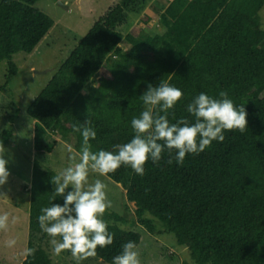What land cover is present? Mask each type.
I'll list each match as a JSON object with an SVG mask.
<instances>
[{"label":"trees","instance_id":"1","mask_svg":"<svg viewBox=\"0 0 264 264\" xmlns=\"http://www.w3.org/2000/svg\"><path fill=\"white\" fill-rule=\"evenodd\" d=\"M37 1L0 0V62L8 61L1 89L19 71L14 55L34 51L55 24L34 6ZM147 2L110 0L107 11L29 102L34 148L47 154L60 136H71L79 151L82 136L73 125L82 126L87 119L97 133L90 140L93 151L129 142L134 135L130 121L144 110L140 96L148 83L165 80L182 90L183 98L169 110L171 123L180 118L194 122L186 109L200 93L219 98L220 91L227 92L247 112L243 133L225 131L223 142L186 155L182 165L175 160L168 164L165 151L158 164L148 160L143 176L125 166L107 176L127 188L138 223L154 234L171 232L179 245L188 247L191 261L182 264H264V0H161L155 6L159 29L140 27L153 19L147 13L139 32L130 31L128 14L143 13ZM125 23L130 27L122 30ZM104 65L108 74L100 71ZM11 136L6 129L0 142L7 144ZM56 174L34 160L30 185L24 187L30 194L27 248L36 252L21 264H53L39 243L47 234L38 216L50 206ZM53 203L63 204V198ZM103 219L114 242L98 247L95 257L112 264L123 244L138 246L142 235L124 228L128 218L116 211L107 209ZM163 253L170 264H179L178 254L166 247Z\"/></svg>","mask_w":264,"mask_h":264},{"label":"clouds","instance_id":"2","mask_svg":"<svg viewBox=\"0 0 264 264\" xmlns=\"http://www.w3.org/2000/svg\"><path fill=\"white\" fill-rule=\"evenodd\" d=\"M183 95L182 90L168 81L161 80L158 85L148 83L140 96L144 110L130 121L133 137L127 143L113 145L111 151L92 150L90 140H94L97 133L90 120L82 126L73 125V131L82 136L81 148L67 167L52 176L54 195L50 206L42 207L38 216L39 227L50 237L55 254L68 251L76 264H81L95 257L98 247L105 248L114 242V234L109 232V224L103 219L112 201L108 199L106 184L99 178L91 179L93 174L107 176L125 166L143 176L148 160L158 164L165 151L169 156L168 164L175 160L182 165L186 155H199L213 141L223 142L225 131L243 133L246 130L245 107H237L225 91L219 92V98L200 93L186 109L194 122L180 118L171 123L169 110L174 109ZM66 147L68 152L73 151L71 145ZM5 153L6 148L0 142V186L7 183L10 175ZM57 197L63 198V204L53 203ZM9 223L10 214L0 213V231H6ZM6 244L12 247L16 241L10 239ZM35 252V248H26L24 256H34ZM112 264H141L137 244L133 241L123 244Z\"/></svg>","mask_w":264,"mask_h":264},{"label":"rangeland","instance_id":"3","mask_svg":"<svg viewBox=\"0 0 264 264\" xmlns=\"http://www.w3.org/2000/svg\"><path fill=\"white\" fill-rule=\"evenodd\" d=\"M109 1L38 0L34 6L50 15L55 20V24L34 51L19 52L14 55L13 60L19 71L3 89L1 85L6 84L8 61L0 62V141L6 129L12 130L10 142L4 144L5 158L9 161L6 167L10 175L7 183L0 186V213L10 214L9 228L6 231H0V264H21L25 259L24 250L27 248L29 239L30 194L24 186L30 185L34 160H39L45 168H51L58 173L72 162V156L79 153L74 147L71 136H60L52 152L37 153L34 148L35 120L27 113L26 107L49 82L58 66L78 44L79 39L107 11ZM147 3L143 13L128 14V22L133 24L130 27L126 22V27L123 25L122 30L130 27V31L138 33L140 20L145 18L147 13L153 15V19L146 25L141 24L140 27L159 29L155 6L160 3L158 0H148ZM260 17L261 27L264 28V7L260 11ZM100 71L109 73L105 65ZM11 116H14L13 119H10ZM67 145H71L72 152H68ZM90 178H99L106 184L108 199L112 201V207L108 210L116 211L128 218V222L121 223L122 226L126 229L134 228L141 233L142 240L138 245L141 264H170L164 256V247L167 248L168 253L178 254L179 264L185 260L191 261L188 247L179 245L173 233L154 234L138 223L135 214L136 204L128 201L127 188L123 183H117L109 176L93 174ZM126 203L128 208L125 207ZM132 220L138 224L131 225ZM157 224L161 225L159 220ZM10 239L16 241L12 247L6 244ZM49 241L50 237L47 235L39 243L48 250L53 264H76L73 257L65 252L55 254ZM81 264L107 263L98 257H93L82 261Z\"/></svg>","mask_w":264,"mask_h":264},{"label":"crops","instance_id":"4","mask_svg":"<svg viewBox=\"0 0 264 264\" xmlns=\"http://www.w3.org/2000/svg\"><path fill=\"white\" fill-rule=\"evenodd\" d=\"M158 1L161 3V0H158ZM106 8L108 9V5H107V7H106ZM107 9H106V10H107ZM106 10H105V11H106Z\"/></svg>","mask_w":264,"mask_h":264}]
</instances>
